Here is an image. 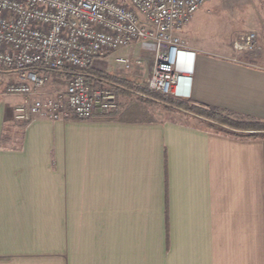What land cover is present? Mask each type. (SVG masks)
I'll list each match as a JSON object with an SVG mask.
<instances>
[{"label":"crops","instance_id":"obj_1","mask_svg":"<svg viewBox=\"0 0 264 264\" xmlns=\"http://www.w3.org/2000/svg\"><path fill=\"white\" fill-rule=\"evenodd\" d=\"M189 47L177 98L264 120V48L234 61ZM15 99L0 97V264H264V137L121 107L19 121Z\"/></svg>","mask_w":264,"mask_h":264},{"label":"built area","instance_id":"obj_2","mask_svg":"<svg viewBox=\"0 0 264 264\" xmlns=\"http://www.w3.org/2000/svg\"><path fill=\"white\" fill-rule=\"evenodd\" d=\"M208 1L0 0V72L14 74L7 81L0 77V97L19 99V121L107 116L118 110L116 95L85 73L111 57L127 71L141 66V57L117 53L135 46L153 56L147 89L178 97V81L189 74L180 59L196 53L178 32ZM255 45L256 35L249 33L234 48L254 51ZM52 79H65L63 88L46 90Z\"/></svg>","mask_w":264,"mask_h":264},{"label":"rangeland","instance_id":"obj_3","mask_svg":"<svg viewBox=\"0 0 264 264\" xmlns=\"http://www.w3.org/2000/svg\"><path fill=\"white\" fill-rule=\"evenodd\" d=\"M249 33L256 35L255 50H236L234 44ZM178 35L188 47L189 41H193L199 43L203 48L215 52L219 57L233 59L234 61H243L250 56H259L264 48V0H210L197 11L190 22L178 32ZM130 53L133 55L141 54L143 57L142 65L136 69L137 72L131 70L117 71L113 66H109L110 70L108 69L107 71H111V73L115 72L118 76L127 78L147 89L144 79L147 76L148 68L153 63V56L150 51H145L140 46H135V49ZM93 65L98 69L103 68V62L100 60H96ZM48 73L49 75L52 74L50 71ZM0 77L7 81L14 77V74L0 72ZM64 81L65 79H52L46 85V90L61 89L64 86ZM104 85L116 95L118 99V110L121 107L122 115L125 117L162 119L165 114L164 111L174 112L167 110L161 104L142 100L132 92L115 93L107 84ZM147 90L150 91L149 89ZM5 97L6 99L16 101V97ZM166 97L172 100H181L174 96ZM202 122L204 123V121ZM213 129L219 130L216 128ZM9 135L11 136V144H16L19 130L12 131Z\"/></svg>","mask_w":264,"mask_h":264},{"label":"trees","instance_id":"obj_4","mask_svg":"<svg viewBox=\"0 0 264 264\" xmlns=\"http://www.w3.org/2000/svg\"><path fill=\"white\" fill-rule=\"evenodd\" d=\"M69 76L70 73L67 72V77ZM85 76L97 86L104 83L115 93L132 92L142 100L163 105L167 110L181 111L188 116L201 119L208 127L222 130L226 134L248 138L264 137V120L220 108L207 107L183 100H172L150 92L127 78L99 70L93 66L88 68Z\"/></svg>","mask_w":264,"mask_h":264}]
</instances>
